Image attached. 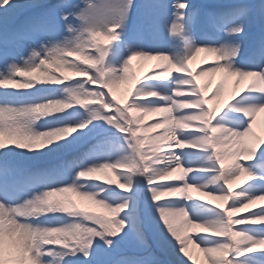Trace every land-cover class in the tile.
Here are the masks:
<instances>
[{"label": "snow or ice", "instance_id": "snow-or-ice-1", "mask_svg": "<svg viewBox=\"0 0 264 264\" xmlns=\"http://www.w3.org/2000/svg\"><path fill=\"white\" fill-rule=\"evenodd\" d=\"M262 112L264 0H0V264L6 237L16 264H264V208L234 215L264 199Z\"/></svg>", "mask_w": 264, "mask_h": 264}, {"label": "rangeland", "instance_id": "rangeland-1", "mask_svg": "<svg viewBox=\"0 0 264 264\" xmlns=\"http://www.w3.org/2000/svg\"><path fill=\"white\" fill-rule=\"evenodd\" d=\"M101 5H103L105 3V0H100ZM101 12L106 11V9H104L103 7L100 9ZM25 59H27V57H25ZM69 59H75L70 57ZM201 59L203 62H201V64L203 63V65L205 64V62H210L208 59H212L211 57H206L205 54L202 53ZM77 62H81L79 60H77ZM159 62L156 60H152V59H148V60H140V59H135L132 62V71H133V75L135 76V78L137 79H143L145 76L149 75L152 71L157 70L156 69V65ZM200 64H194L191 63L189 65V67L194 71L197 72L200 69ZM49 72H52L53 70L49 69ZM56 75H61V73L59 72H55ZM64 76H68L69 80L66 82H72L76 79H83V77H79L77 75H75L74 73H70V72H65L63 73ZM18 81L22 80L23 78L21 77H17L16 78ZM211 79V75L206 76V77H201L200 78V83L205 87V94L206 95H211V93L215 90V88L221 83V81H224V88H223V96L221 98V103L227 101V99L229 98L234 85H235V78L234 77H225V74L220 73L218 79L214 82V84H211L210 86L208 85L209 80ZM251 83V81L249 80L248 83L245 84V81L241 82V88L245 87L247 84ZM130 87V84L125 82V83H121L120 85H118L116 88H114V93L116 94L117 98L120 99L122 101V103L124 102L126 96H127V90ZM160 115H152V116H148L145 117L143 124L145 125V127L151 125L155 120L160 119ZM162 129H152L150 131H147L145 133H142V135L151 138L152 136H154L156 133L161 132ZM253 132L255 133L256 136L261 137L262 139H264V123L262 124L255 122L254 123V127H253ZM249 140L251 138H248ZM6 143H9V141H7L6 139ZM147 149V145L145 146ZM98 179L103 180L104 178H112L115 179L114 174L111 172V170H108L105 173H99L96 174ZM166 182H174V181H164L163 183ZM249 183H251V181L249 180V178L246 175H240L237 179L236 182L234 184L231 185L232 191L233 193H238L243 187H246ZM194 196L200 197L201 200L203 201H209L210 198L209 197H204L201 196L199 193H193ZM68 198L71 199L72 201H74L75 203H77L79 206L82 207H88L91 210L94 211H100L102 212V209L97 208L95 205L90 204V202L87 201H81L78 197L72 196L71 194H68ZM167 198H171V197H164L162 199H167ZM230 202V201H229ZM217 204H220L221 207H225V205L222 204V202L220 201H216V200H211L210 201V206L215 207ZM260 208H264V199L262 200H257L255 201L253 204L249 205L247 209H242L240 212L234 214L236 217L240 216V215H246L248 213H250L253 210H259ZM202 230L200 229H196L193 230V232H190V235L192 234H199L201 233ZM259 250V249H256ZM188 253L189 256L191 257V260H187V257H185V259L187 260V264H209V261L207 260L205 254L203 252L200 251V249L198 247H196L195 245H189L188 246ZM5 264H16V249L15 246L12 242V240H10L8 237L5 238Z\"/></svg>", "mask_w": 264, "mask_h": 264}, {"label": "bare ground", "instance_id": "bare-ground-1", "mask_svg": "<svg viewBox=\"0 0 264 264\" xmlns=\"http://www.w3.org/2000/svg\"><path fill=\"white\" fill-rule=\"evenodd\" d=\"M201 56H202V53H201L200 55H198V56L196 57V59L192 61V63H194V64H200V65H199L200 67L204 66L203 63L201 64V62H203L202 59H201ZM152 60L154 61V59H152ZM208 60H209L210 62L212 61V59H211V60L208 59ZM159 63H160V62H159ZM219 75H220V73L212 74V75H211V79H210L209 82H208V85L210 86L211 84H214V82L218 79ZM249 80H250V79H249ZM249 80H245V84L248 83ZM250 81H251V80H250ZM255 122H257V123H260V122H261L262 124L264 123V112L259 113V114L257 115V118H256ZM235 182H236V179L233 181L232 184H234Z\"/></svg>", "mask_w": 264, "mask_h": 264}]
</instances>
